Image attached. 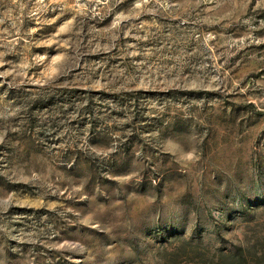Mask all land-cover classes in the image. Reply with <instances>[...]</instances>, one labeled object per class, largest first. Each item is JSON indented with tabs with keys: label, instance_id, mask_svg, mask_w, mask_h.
<instances>
[{
	"label": "rangeland",
	"instance_id": "obj_1",
	"mask_svg": "<svg viewBox=\"0 0 264 264\" xmlns=\"http://www.w3.org/2000/svg\"><path fill=\"white\" fill-rule=\"evenodd\" d=\"M264 264V0H0V264Z\"/></svg>",
	"mask_w": 264,
	"mask_h": 264
},
{
	"label": "trees",
	"instance_id": "obj_2",
	"mask_svg": "<svg viewBox=\"0 0 264 264\" xmlns=\"http://www.w3.org/2000/svg\"><path fill=\"white\" fill-rule=\"evenodd\" d=\"M227 258H223L219 256L217 259L210 260V263L212 264H221L222 263H230L231 261H234L236 257H242V250L240 247H234V249L230 252L227 253L226 255Z\"/></svg>",
	"mask_w": 264,
	"mask_h": 264
}]
</instances>
